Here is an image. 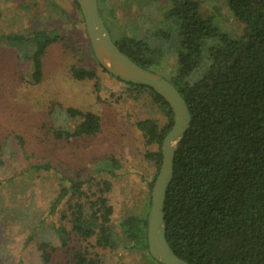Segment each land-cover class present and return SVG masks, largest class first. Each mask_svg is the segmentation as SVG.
Listing matches in <instances>:
<instances>
[{
  "label": "trees",
  "instance_id": "trees-1",
  "mask_svg": "<svg viewBox=\"0 0 264 264\" xmlns=\"http://www.w3.org/2000/svg\"><path fill=\"white\" fill-rule=\"evenodd\" d=\"M71 1L84 34L82 45L89 48L96 65L136 94H150L162 111V122L157 118L136 122L145 142L155 146L146 155L153 162L154 174L142 206L125 212L115 230L113 208L106 195L109 180L82 177L78 171L62 176L48 162H30L27 171L53 170L51 173L62 183L41 217L13 211L24 234L13 264H53L54 260L59 264H107L99 251L115 249L118 240L159 264L147 251L146 220L151 186L161 161L160 143L172 124L170 107L150 87L124 82L99 65L78 6ZM162 1L169 4L165 19L177 23L172 68L162 63L167 55L150 46L145 38L125 32L113 41L139 66L154 72L158 67L181 94L190 114V125L175 153L173 177L163 202L167 243L190 264H264V0H226L229 12L243 25L236 38L220 33L197 1ZM97 3L108 31L106 20L116 28L126 18L122 15L125 2ZM60 38L57 30L40 28L25 34H0V44L33 45L30 80L38 82L42 56ZM208 38L218 41L203 55L202 44ZM71 74L77 80L95 76L94 70L87 67H72ZM66 113L75 120L73 128L52 129L53 138L68 140L99 132L100 119L95 113L73 107L66 108ZM120 166L110 156L93 170L94 174L106 172L110 177ZM25 224L27 229L23 228Z\"/></svg>",
  "mask_w": 264,
  "mask_h": 264
},
{
  "label": "rangeland",
  "instance_id": "rangeland-1",
  "mask_svg": "<svg viewBox=\"0 0 264 264\" xmlns=\"http://www.w3.org/2000/svg\"><path fill=\"white\" fill-rule=\"evenodd\" d=\"M114 1L125 2L122 15L126 18L118 23L122 27L116 28L106 20L112 39L116 41L125 32L145 38L150 46L167 55L162 63L172 68L177 23L164 17L168 2ZM195 1L201 11L210 15L212 25L220 33L232 38L240 36L243 25L229 12L226 0ZM77 17L71 0H0V34H25L42 28L55 29L61 36L43 54L38 82L30 80L34 46L23 47L19 42L0 44V264H13L22 248L24 234L13 211L19 209L24 216L41 217L46 203L58 193L62 183L59 176L51 173L53 170L27 171L30 162H48L62 176L78 171L82 177L109 180L106 195L113 208L115 230L125 212L142 206L154 174L153 162L146 155L155 146L145 142L136 122L144 118L162 122V111L147 92L136 94L101 71L89 48L82 45L84 34ZM124 26L125 31H121ZM217 41L204 40L202 54ZM72 67L92 68L95 76L77 80L71 74ZM154 70L161 75L158 67ZM68 107L98 115L99 132L68 140L53 138L52 129L73 128L75 120L66 113ZM110 156L121 165L114 176L109 177L106 172L94 174V167ZM106 170H111L110 166ZM23 228L27 229L26 224ZM118 241L115 249L99 251L107 264H154L146 254ZM53 264L59 263L54 260Z\"/></svg>",
  "mask_w": 264,
  "mask_h": 264
},
{
  "label": "water",
  "instance_id": "water-1",
  "mask_svg": "<svg viewBox=\"0 0 264 264\" xmlns=\"http://www.w3.org/2000/svg\"><path fill=\"white\" fill-rule=\"evenodd\" d=\"M75 2L83 19L90 48L99 65L124 82L150 87L170 107L172 124L160 143L161 161L150 190L146 245L150 257L159 264H190L178 257L168 245L163 221V202L173 177V159L190 125V114L185 101L169 80L139 66L117 47L99 13L97 0Z\"/></svg>",
  "mask_w": 264,
  "mask_h": 264
}]
</instances>
